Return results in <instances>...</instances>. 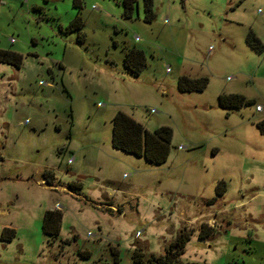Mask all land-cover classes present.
<instances>
[{
    "label": "rangeland",
    "instance_id": "rangeland-1",
    "mask_svg": "<svg viewBox=\"0 0 264 264\" xmlns=\"http://www.w3.org/2000/svg\"><path fill=\"white\" fill-rule=\"evenodd\" d=\"M136 1L0 0V50L21 56L0 63V264L145 263L180 234L176 263L264 264V0ZM118 111L171 129L165 162L111 147Z\"/></svg>",
    "mask_w": 264,
    "mask_h": 264
},
{
    "label": "trees",
    "instance_id": "trees-1",
    "mask_svg": "<svg viewBox=\"0 0 264 264\" xmlns=\"http://www.w3.org/2000/svg\"><path fill=\"white\" fill-rule=\"evenodd\" d=\"M136 3V0H121L122 16L124 18H131L133 16ZM143 6L147 15H150L151 0H143ZM78 29L79 26L74 23L70 24L66 31L72 32ZM0 63H5L18 68L21 63V56L14 52L0 50ZM128 63L129 59L127 57L125 64L127 65ZM206 84L207 81L205 78L191 80L185 76H181L178 79L177 87L180 92H200L206 87ZM251 104L252 101L245 99L241 95H221L218 97V105L221 109H240ZM256 126L264 133V121H260L256 124ZM171 137L172 131L170 128L159 127L152 132L146 131L142 129L139 124L120 111L116 112L112 119L111 147L124 153L132 154L137 157H143L145 161L153 165H160L166 161L170 150L169 145ZM41 176V180H44L46 185L52 186L54 184L55 178L53 173L50 171H44ZM69 187L71 186H68V188ZM215 188L217 196H222L225 191L224 182H218ZM60 221V211L56 209L45 211L41 223L42 232L52 237H57L59 234ZM204 226L205 225H203L202 228H204ZM210 231L211 227L203 230L199 237L202 238L207 236ZM10 232L13 231L10 230ZM188 240L189 234H180V236L176 238L175 241L171 242L165 249V254L163 256H151L149 260L144 263L141 259L142 255L134 253L132 256L133 262L135 264H181L176 263L175 260L183 253V249Z\"/></svg>",
    "mask_w": 264,
    "mask_h": 264
},
{
    "label": "built area",
    "instance_id": "built-area-1",
    "mask_svg": "<svg viewBox=\"0 0 264 264\" xmlns=\"http://www.w3.org/2000/svg\"><path fill=\"white\" fill-rule=\"evenodd\" d=\"M260 107L259 106H256V108H255V110L257 111V112H259L260 111Z\"/></svg>",
    "mask_w": 264,
    "mask_h": 264
}]
</instances>
